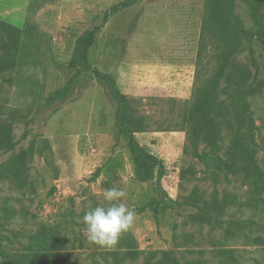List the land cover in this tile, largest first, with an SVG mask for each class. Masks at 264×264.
I'll use <instances>...</instances> for the list:
<instances>
[{
    "label": "rangeland",
    "instance_id": "1",
    "mask_svg": "<svg viewBox=\"0 0 264 264\" xmlns=\"http://www.w3.org/2000/svg\"><path fill=\"white\" fill-rule=\"evenodd\" d=\"M234 2L247 29L254 12L264 26V0ZM214 6V0H0V22L21 30L16 39L23 57L0 71V118L11 122L17 143L0 154V251L8 259L160 264L169 252L179 264H264V184L254 186L238 165L218 170L202 163L181 126L185 108L223 68L231 73L224 59L232 48L238 53L233 75L254 69L247 42L204 29ZM89 32L90 70L77 75L75 47ZM252 46L262 74L245 100L256 125V163L264 171V59L260 44ZM94 69L114 79L133 114L149 126L135 139L166 159L159 183L137 180L127 138L115 127L117 104ZM66 86L67 95L48 104L50 93ZM225 104L230 124L220 122L217 142L223 161L236 134L231 103ZM196 151L208 150L199 144ZM110 187L125 190L136 220L107 249L87 242L82 217L106 204L102 192ZM192 198L209 205L221 224L197 222L196 210L184 203ZM223 250H232L233 259Z\"/></svg>",
    "mask_w": 264,
    "mask_h": 264
},
{
    "label": "trees",
    "instance_id": "2",
    "mask_svg": "<svg viewBox=\"0 0 264 264\" xmlns=\"http://www.w3.org/2000/svg\"><path fill=\"white\" fill-rule=\"evenodd\" d=\"M214 5L208 25L206 23L203 24L204 29L209 26L215 34H222L229 40L231 35L239 43L240 40L247 42L250 60L254 69L251 71L249 68H238L239 74L233 75L236 68L234 65L235 58L238 53L234 52L235 48H232V53L228 54L224 59L226 64L231 65V73L230 68H223L219 77L217 75L209 89L203 92L205 94L197 99L192 106L185 108L181 117V126L183 130L185 129L188 132L187 139L193 146L196 158L202 163L218 170L224 165L233 167L238 165V172L251 179L254 186H261L264 184V171L260 170L256 163L258 150V144L255 140L256 125L245 97L249 88H253L257 84L262 74V66L258 64L252 44L253 40L260 44L259 57L264 59V26L260 22V15L254 12L252 15L253 26L250 28L251 30L247 29L244 22L236 15L234 0H214ZM20 33L21 30L18 28L0 22V36L1 38L3 37V42L0 45V71L23 62L22 54L19 52L20 44L18 39H16V36ZM92 43L93 33L89 32L76 44L71 65L76 70L77 75L82 71L90 70L87 54ZM92 72L97 78L107 82L110 95L117 104L115 127L119 136L127 138L126 146L134 164L137 180L146 182L156 179L157 183H159L165 175L163 161L146 151L135 139V133H144L149 126L144 118L133 114L134 109L123 95L118 92L116 83L111 76L102 74L95 69ZM221 79H225V83H222ZM68 89V86H66L50 93L47 98L48 104L64 98ZM225 100H229L231 103L230 111L234 115L236 134L226 151V161H223L217 155V142L220 138V122L230 124L225 117L230 114L226 109ZM12 131L11 122H6L0 118V154L12 151L17 145V143L12 142ZM199 144H202L208 151L197 153L196 149ZM183 151L186 153V149ZM224 162L227 163L224 164ZM192 199L190 201L185 200L184 203L196 210L195 217L197 222L206 224L216 222L221 224L213 216L214 214L210 211L209 205H202L198 202L199 199ZM227 204L224 203V206ZM252 242L254 244L261 243L260 238H253ZM221 253L227 260L233 259L232 250H223ZM48 257L58 256L52 254ZM171 262L179 264V261L173 257L172 253H164L160 264ZM0 264H15V262L8 259L0 251Z\"/></svg>",
    "mask_w": 264,
    "mask_h": 264
},
{
    "label": "clouds",
    "instance_id": "3",
    "mask_svg": "<svg viewBox=\"0 0 264 264\" xmlns=\"http://www.w3.org/2000/svg\"><path fill=\"white\" fill-rule=\"evenodd\" d=\"M102 195L106 204L89 208L82 217L84 237L90 244L112 249L133 228L136 212L126 204L123 188L110 187Z\"/></svg>",
    "mask_w": 264,
    "mask_h": 264
},
{
    "label": "crops",
    "instance_id": "4",
    "mask_svg": "<svg viewBox=\"0 0 264 264\" xmlns=\"http://www.w3.org/2000/svg\"><path fill=\"white\" fill-rule=\"evenodd\" d=\"M136 135H142V134H136ZM142 147L146 150V151H148L149 153H152L153 154V152L151 151V150H149L147 147H145L144 145H142ZM160 159L166 164V159L164 158V157H161L160 156Z\"/></svg>",
    "mask_w": 264,
    "mask_h": 264
}]
</instances>
